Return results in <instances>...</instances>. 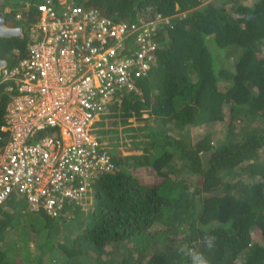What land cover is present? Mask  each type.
<instances>
[{"label":"trees","instance_id":"1","mask_svg":"<svg viewBox=\"0 0 264 264\" xmlns=\"http://www.w3.org/2000/svg\"><path fill=\"white\" fill-rule=\"evenodd\" d=\"M42 1L0 0L24 35L0 39L9 64L25 56ZM72 2L170 25L147 74L96 122L114 169L92 183L85 206L55 216L23 199L0 204V264H186L176 249L203 250L213 224L211 264H264V0ZM9 101L0 84V126Z\"/></svg>","mask_w":264,"mask_h":264},{"label":"built area","instance_id":"2","mask_svg":"<svg viewBox=\"0 0 264 264\" xmlns=\"http://www.w3.org/2000/svg\"><path fill=\"white\" fill-rule=\"evenodd\" d=\"M36 10L25 56L0 74L10 95L0 126L7 136L0 204L23 199L31 211L55 216L85 206L92 183L114 169L96 122L155 63L170 19L117 21L72 0H44Z\"/></svg>","mask_w":264,"mask_h":264},{"label":"clouds","instance_id":"3","mask_svg":"<svg viewBox=\"0 0 264 264\" xmlns=\"http://www.w3.org/2000/svg\"><path fill=\"white\" fill-rule=\"evenodd\" d=\"M215 225H208L203 229V236L201 238V245L203 250L189 247L188 245H181L176 249V254L182 257L186 264H211L209 255L214 252L217 247V237L213 234Z\"/></svg>","mask_w":264,"mask_h":264},{"label":"water","instance_id":"4","mask_svg":"<svg viewBox=\"0 0 264 264\" xmlns=\"http://www.w3.org/2000/svg\"><path fill=\"white\" fill-rule=\"evenodd\" d=\"M23 36V30L19 26H9L5 23V15L0 12V39L1 38H12ZM8 61L6 59L0 58V74L1 69L7 65ZM0 141L5 143L7 141V136L0 137Z\"/></svg>","mask_w":264,"mask_h":264},{"label":"rangeland","instance_id":"5","mask_svg":"<svg viewBox=\"0 0 264 264\" xmlns=\"http://www.w3.org/2000/svg\"><path fill=\"white\" fill-rule=\"evenodd\" d=\"M246 2H248V3H251L253 0H245ZM221 56H225L224 55V52L222 53V55ZM222 63L226 66V64L227 63H229V60H224V62L222 61ZM104 114H102L100 117H102ZM100 120H101V118H100ZM99 120V121H100ZM130 121L132 122V124L133 125H135L136 123L134 122V120L133 119H130ZM107 125V124H106ZM99 131V130H98ZM97 131V132H98ZM96 132V131H95ZM137 156H138V158H142L143 156H141V155H138V154H140V153H135ZM122 155L125 157V156H129V155H127V154H125V153H122ZM133 171L135 172L136 171V168L135 167H133ZM145 170H143V172H144ZM90 198H91V193H90ZM94 197H92V201L94 200L93 199ZM76 208V207H75ZM78 210H80V209H78ZM17 244H18V246H20L21 245V243L19 242V241H17ZM16 252H18V250L17 251H15L14 253H16Z\"/></svg>","mask_w":264,"mask_h":264},{"label":"flooded vegetation","instance_id":"6","mask_svg":"<svg viewBox=\"0 0 264 264\" xmlns=\"http://www.w3.org/2000/svg\"><path fill=\"white\" fill-rule=\"evenodd\" d=\"M5 23H6V21H5ZM23 37H24V35L21 38H23Z\"/></svg>","mask_w":264,"mask_h":264}]
</instances>
